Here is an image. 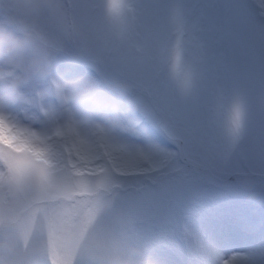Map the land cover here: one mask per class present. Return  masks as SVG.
<instances>
[{"label": "rangeland", "instance_id": "rangeland-1", "mask_svg": "<svg viewBox=\"0 0 264 264\" xmlns=\"http://www.w3.org/2000/svg\"><path fill=\"white\" fill-rule=\"evenodd\" d=\"M128 2L137 18L121 31L105 0H71L86 57L75 72L129 85L132 107L120 117L138 125L118 139L151 161L107 194L98 225L162 264H264V20L256 0ZM66 67L59 59L52 79L66 78ZM52 79L34 82L8 114L49 132L40 113L56 110ZM88 136L81 130L70 147Z\"/></svg>", "mask_w": 264, "mask_h": 264}, {"label": "clouds", "instance_id": "clouds-1", "mask_svg": "<svg viewBox=\"0 0 264 264\" xmlns=\"http://www.w3.org/2000/svg\"><path fill=\"white\" fill-rule=\"evenodd\" d=\"M254 7L256 16L264 20V0H256ZM103 8L110 24L121 31L136 22L135 6L128 0H105ZM82 37L83 26L71 0H0V193L14 197L9 206L19 209L14 224L0 223L4 237L0 264H41L49 236L57 250L70 255V264H162L97 223L107 194L128 173L149 168L151 161L118 139L123 132L136 131L138 125L130 117H120L121 109L132 104L129 85L75 72L86 62ZM61 58L69 78L52 79ZM49 79L56 110L40 113L52 125L45 134L18 122L6 108L24 101L34 82ZM69 115L76 118L75 123L67 122ZM81 130L89 133L88 144L96 152L101 132L116 146L105 165L112 180L103 186L98 178L78 174L70 164L69 138ZM33 133L45 143L39 144L30 136ZM36 147L47 150L48 167L36 163L30 151ZM77 203L95 207L91 222L53 230V210H70Z\"/></svg>", "mask_w": 264, "mask_h": 264}, {"label": "snow or ice", "instance_id": "snow-or-ice-1", "mask_svg": "<svg viewBox=\"0 0 264 264\" xmlns=\"http://www.w3.org/2000/svg\"><path fill=\"white\" fill-rule=\"evenodd\" d=\"M234 128L236 131L240 128V114L237 111L234 118ZM39 144H44L45 140L38 134H30ZM97 143L100 146V151H94L88 144V142L77 141L72 148L70 155V164L77 170L78 174L83 176L96 177L100 181V186L109 183L112 180V176L108 174L105 167L107 160L111 157L116 150V146L108 139L103 132L99 133ZM32 155L35 157V161L39 165H43L45 168L49 166L50 161L46 157L47 150L42 147H36L30 149ZM142 155V154H141ZM148 169V168H147ZM146 169H137L129 175H133L139 172H143ZM11 171V169H10ZM14 197L11 195H5L0 193V223L14 224L16 216L19 211L18 208L10 207L9 201H12ZM95 207L88 203L84 205L74 204L70 210L57 211L53 210V216L55 217V224L53 230L56 227H68L75 224H87L91 222L95 215ZM34 230V226H33ZM31 233L27 236L24 247L28 246L31 242ZM71 257L67 252L57 250L52 242L51 236H49V245L46 253L42 256L41 264H70Z\"/></svg>", "mask_w": 264, "mask_h": 264}, {"label": "bare ground", "instance_id": "bare-ground-1", "mask_svg": "<svg viewBox=\"0 0 264 264\" xmlns=\"http://www.w3.org/2000/svg\"><path fill=\"white\" fill-rule=\"evenodd\" d=\"M240 247V246H239ZM244 249V248H243ZM238 251H240V250H238V249H236V252L238 253ZM245 252H243V253H238L237 254V259L238 258H240V260H243V258H245V254H244Z\"/></svg>", "mask_w": 264, "mask_h": 264}]
</instances>
